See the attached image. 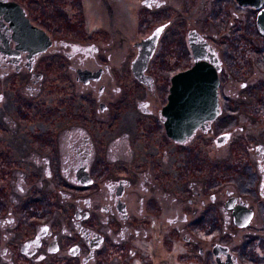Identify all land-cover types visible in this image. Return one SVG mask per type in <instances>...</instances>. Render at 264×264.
I'll list each match as a JSON object with an SVG mask.
<instances>
[{
    "label": "flooded vegetation",
    "instance_id": "af4514ba",
    "mask_svg": "<svg viewBox=\"0 0 264 264\" xmlns=\"http://www.w3.org/2000/svg\"><path fill=\"white\" fill-rule=\"evenodd\" d=\"M27 4L0 0V258L264 263V0H72L103 42L59 40ZM194 64L207 118L172 138L170 78Z\"/></svg>",
    "mask_w": 264,
    "mask_h": 264
},
{
    "label": "rangeland",
    "instance_id": "374dc122",
    "mask_svg": "<svg viewBox=\"0 0 264 264\" xmlns=\"http://www.w3.org/2000/svg\"><path fill=\"white\" fill-rule=\"evenodd\" d=\"M20 1L28 2L26 6L36 10L37 20H38L37 22L38 23L40 22L43 26L46 27V29L54 33L59 40H63V41L75 40V41H80V42H89V41H102L103 42V39H104L103 33L99 31V28L102 22L85 21L83 24L85 25L86 29L83 32L81 31V21L76 17V13L75 15H72L74 11V7L73 5L72 6L69 5L72 0H62V1L60 0H20ZM58 7H61L62 10L59 11ZM58 12L60 13L65 12L69 15V17L62 16ZM212 22H215V20L214 18H212L208 21V14L205 16V20L202 18H199V20L196 21L198 27L204 30H208L206 26L207 25L212 26L211 25ZM142 26H143V23H141V27ZM141 27L139 26L138 28L140 34L142 33ZM176 36L178 37L179 35L178 34L175 35V41L177 40V43L175 44V46H173V42L169 43L168 45L170 46L169 49H171V57L169 59L170 60L173 59L175 57L176 51L181 48V54H182L181 66H184L185 64L184 56L186 54H185V49L182 46L183 38L181 37V43H180L179 40L176 38ZM165 71L167 73V72H171L172 70L171 69L169 70V67H166ZM165 71H163V69L160 71L157 70V74L163 77L166 74L164 73ZM28 110H29L28 106L21 104V107L17 110V112L14 113L15 114L14 117L17 118L16 114H18L19 112L21 114H24ZM6 187H7V183L5 182V178L0 179V188L6 192L7 191ZM50 202H51V198H50ZM62 204L64 205L65 208L60 210L59 206H61ZM52 205L54 207L53 212H52L53 216L55 215L56 212H58L56 215H60L62 211L66 210V204L61 203V200L55 199ZM18 208L21 209V214L23 216H30L28 207H26L25 204L20 202L19 200L14 210ZM246 251H247V254L245 258L246 259L245 263L248 264V261L252 259H256V257L252 255L251 248L246 249ZM262 254H264L263 251H262ZM0 264H58V262L55 261L51 263V260L33 262L31 260H25V259L20 258L15 261H12L11 263H8L0 258ZM261 264H264V263L261 261Z\"/></svg>",
    "mask_w": 264,
    "mask_h": 264
},
{
    "label": "water",
    "instance_id": "95a60500",
    "mask_svg": "<svg viewBox=\"0 0 264 264\" xmlns=\"http://www.w3.org/2000/svg\"><path fill=\"white\" fill-rule=\"evenodd\" d=\"M37 31L43 35V45H46V35ZM214 77L200 64L171 76L167 101L162 108L165 130L170 137L182 139L190 135L207 118L208 89L215 87Z\"/></svg>",
    "mask_w": 264,
    "mask_h": 264
}]
</instances>
